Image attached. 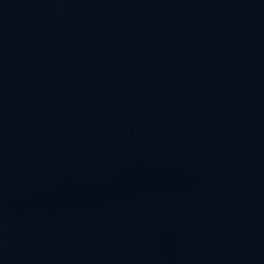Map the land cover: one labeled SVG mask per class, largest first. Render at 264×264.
<instances>
[{
	"label": "water",
	"instance_id": "95a60500",
	"mask_svg": "<svg viewBox=\"0 0 264 264\" xmlns=\"http://www.w3.org/2000/svg\"><path fill=\"white\" fill-rule=\"evenodd\" d=\"M0 264H264V0H0Z\"/></svg>",
	"mask_w": 264,
	"mask_h": 264
}]
</instances>
